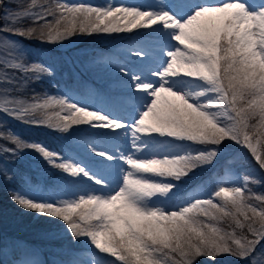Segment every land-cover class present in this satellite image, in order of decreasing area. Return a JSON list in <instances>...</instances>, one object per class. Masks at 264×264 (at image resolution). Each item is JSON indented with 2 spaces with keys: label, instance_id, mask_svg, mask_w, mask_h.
<instances>
[{
  "label": "snow or ice",
  "instance_id": "1",
  "mask_svg": "<svg viewBox=\"0 0 264 264\" xmlns=\"http://www.w3.org/2000/svg\"><path fill=\"white\" fill-rule=\"evenodd\" d=\"M169 4L187 18H177L178 13L171 14L163 7L157 11H145L138 7L105 9L84 4H57L55 10L44 9L35 15L37 24L47 16L55 18L54 23L43 24L38 35L36 29L24 31L15 27L25 13L6 11L3 16L5 24L0 31L36 36L48 43L67 39L77 31L114 33L147 28L155 32L154 26L157 25L170 30L171 39L178 43L166 51L168 59L164 67L151 72V76L157 78L155 81L142 79L124 63L113 62L119 75L114 78L113 89L102 102L114 108H128L132 104L130 96H135L144 110L130 122L112 118L100 108L89 110L66 96L47 94L43 98L37 96L35 99L39 102L36 103L9 101L11 106L2 109L21 122L35 126L46 124L63 133L70 129L81 131L74 127L79 125L107 129L113 133L122 129V135L131 136V151L127 154L118 151L113 156L107 151H96V142L82 134L70 142L73 148L81 149L85 155L92 151L96 156L106 160L119 159L127 165L120 170L114 184L105 185L103 176L94 179L95 173L89 175V170L71 158L35 142L24 141L15 133L10 135L15 148H0V183H10L16 175L15 172L9 174L11 170L2 157L17 158L23 150L31 149L69 177L82 175L95 184L104 185L108 189L107 194H97L72 180L61 178L59 192L71 199H32L12 191L11 187L8 191L10 199L18 206L67 222L73 237L89 238L99 252L109 253L121 264H195L197 257L214 260L220 254L248 258L251 264H264V252H257L259 242L264 240V195L254 198L257 205L249 203L253 198L246 195L250 191L245 187L249 180L247 176L241 185L220 187L215 191V197L222 198L220 205L213 203L212 198H198L194 203L187 201L188 206L172 205L176 210L165 211L160 207L149 208L145 203L146 198L168 193L173 187L153 177L180 179L193 168L211 163L217 151L216 147H206L195 154L138 157L136 154L144 145L137 141L142 137L158 135L205 146H219L225 140H231L250 149L259 167L264 169V150H258L252 142L256 139L260 143V136L264 133L251 134L248 129H255L256 125L247 123L257 114L264 121V0L254 7L243 0H169ZM147 7L151 8L150 5ZM121 15L126 24L114 23ZM6 42L15 46V42ZM157 44L155 38L145 41L135 45L131 54L147 57ZM2 62L6 68L23 74L25 79L20 86L26 85L28 80L40 79L41 74H52L51 68L41 63L25 65L15 59ZM169 78H176L173 81L175 90L168 84ZM186 78L203 81L206 87L194 94L185 93L181 90L182 83L192 82ZM0 83L16 85L18 81L14 75L4 73L0 75ZM189 95L205 97V102L190 103ZM238 101L246 103L241 106ZM57 107L59 112L47 111ZM220 108L226 114H235L229 116V122L221 123L217 119L219 112L213 109ZM38 110L43 111V119L32 115ZM83 206H87V212L78 213L76 210ZM201 215L210 220L230 216L236 228L246 227L252 238L222 232L204 224L197 219ZM74 216H79L80 223Z\"/></svg>",
  "mask_w": 264,
  "mask_h": 264
},
{
  "label": "rangeland",
  "instance_id": "2",
  "mask_svg": "<svg viewBox=\"0 0 264 264\" xmlns=\"http://www.w3.org/2000/svg\"><path fill=\"white\" fill-rule=\"evenodd\" d=\"M103 2H106L105 0H102ZM150 3L148 5L146 4H129V3H121L119 0H111L110 3L107 2V4L99 5L98 8H115V7H138L139 10H145V11H157L159 10L160 7H163L164 10L169 11L171 14H177V18H183L186 19V15L183 13L179 12L178 9H174L170 4L169 0H149ZM1 2H5L4 5V14L6 11L10 10H16L14 4H12L11 0H0ZM243 2L248 4V0H243ZM64 3V2H63ZM258 2L251 3L255 6V4ZM59 4H62L59 1ZM65 4V3H64ZM79 4H84V5H89L91 7H97L96 3H77L75 5ZM151 4V5H150ZM69 5V4H67ZM151 6V8H148L147 6ZM72 6V5H69ZM59 16V13L57 12V17ZM49 22L48 23H54L55 18L52 16H48ZM4 20V19H3ZM5 22V21H4ZM79 24V21H77ZM116 24L124 25L126 24V21L123 17V15L120 16L119 20L114 21ZM63 25V22H62ZM130 28V25H129ZM154 29L156 30L155 32L153 29H147V28H135V29H130L128 31H121V32H114V33H80V32H75L73 36L68 37L67 39L60 40V41H55L52 43L44 42L38 39L39 42H42L40 44V48L47 47L48 50H51L52 53L50 55H53V57L58 58V55H63L65 57L66 63L65 66L68 67L70 64L72 65L73 69H76L77 71L81 72V70L85 71L88 75L90 76H96L97 78H100L106 82H109L110 85L114 84V78L119 75L117 69L115 68V64L113 62L115 61H110V60H105L103 59H98V54H96L99 50L100 47H105V45H108V43H116V42H121L123 40H126L128 36H135V35H143L144 39H137L136 42L141 44L145 41L152 40L155 38L158 41L157 46H155L151 54L147 57L141 58V57H136L131 54V49L134 48L136 44H131L128 43L127 41H124L122 44H120L118 47H115L119 54L124 58L123 60L125 61V64L127 66L129 65H137L139 67L138 70L141 72H145L146 77L143 75H140L142 79H151L155 81L157 78L151 76L152 71H159L161 68L164 67L168 57L166 56V51L171 48L172 45L177 44L178 42H175L174 40L171 39L170 35V30L163 29L162 25H157L154 26ZM3 33L5 31H2ZM1 32V33H2ZM146 38V39H145ZM6 41H12L15 42V46L9 45ZM95 51L96 53L93 54L92 51ZM11 54V55H10ZM39 52L35 51L33 49H30L28 47H25L23 44L20 42L18 43V39L13 38L9 35V33H5L4 35H0V75L4 73L10 74V71L13 69H8L4 66L2 61L8 60V59H15L18 60L19 62L22 63V60L26 58V60L30 57L34 58L38 56ZM56 54V55H55ZM50 58V56L48 57ZM104 61H106L104 63ZM48 62L49 59H48ZM103 62V66H101L100 63ZM116 62H120L119 60H116ZM34 63H36L34 61ZM61 64H64L63 61H60L55 65L59 72V67ZM26 65V64H25ZM75 72L74 70H72ZM138 75L140 73L136 72ZM11 75V74H10ZM31 75V74H29ZM46 75V77H51L53 80L59 79V75L52 73L51 75L48 74H41L40 79L38 81H41L42 78ZM176 78H169L168 84L173 87L175 90L176 85L173 82ZM189 80H192V82H184L182 83L181 90L185 93L189 94H194L197 91L202 90V88L206 87L204 85L203 81L196 80L193 78H186ZM199 85V87H197ZM11 85L6 84V83H0V106H11L8 104L9 101H14L12 99L11 95H8L7 90L10 88ZM184 86V87H183ZM40 88H43L42 86H39ZM132 92L135 91V89L131 90ZM34 93V97H41L43 98L45 94H47L44 91L36 89ZM48 95V94H47ZM206 95H214V94H206ZM53 96V95H49ZM56 97V96H53ZM95 98V97H92ZM188 100L190 103H203L205 102V97H195L193 98L192 95H189ZM148 101H150V97L147 98ZM250 99V98H249ZM131 100L135 101L137 100L135 96H131ZM88 101V100H87ZM39 102L36 99L29 102L30 103H36ZM246 102L245 101H238V104L243 106ZM89 105H94L93 101L89 102ZM88 107V106H86ZM94 107H89V110H92ZM95 109V108H94ZM135 110V111H132ZM143 105L142 103H132L130 107L124 108L120 107L119 111L122 114H127L129 115L130 121L138 118L139 112L143 111ZM214 111H218L219 114L217 115V119L221 121V123L224 122H229V116H234V113H225L223 108L220 109H213ZM48 112H59L60 109L54 108L53 110L49 109L47 110ZM131 112H135L132 114ZM36 115H39L38 119H43L44 118V113L43 111H36ZM64 113H61L63 115ZM4 118L0 120L1 128L5 125L7 129L9 130L10 128L14 131H20V133L27 134L28 132L34 133V132H39V131H47L55 135H62L64 138L69 140L70 142L77 137L79 132H73L71 129L69 130L68 133H63L60 132L56 128H50L46 124L40 125V126H35V125H30L29 128H23L20 127L18 119H15L16 121H13L10 115L4 114ZM112 118H118L116 115H112ZM120 119V118H119ZM127 121V119H124ZM129 121V122H130ZM249 125H256V128H249L248 131L253 134H261L264 133V121H261L260 116L257 114L254 119H249L247 121ZM87 125H79V126H74V127H79L80 130L83 128H86ZM89 127V126H88ZM17 128V130H16ZM93 130H98V131H103L106 133H110L111 139L115 140L112 143L111 148H105L102 147L101 150L96 149V151H107L109 154L116 156L119 153L127 154L128 152L131 151V136H126L122 135L121 133L123 130H116L115 133L111 132L110 130L107 129H95L92 128ZM36 135V133L34 134ZM138 135H143V134H138ZM155 135V134H154ZM18 136V135H17ZM85 137V136H84ZM158 139L162 142L161 145L164 147L158 151H153L152 153H145L144 150H141L138 157H148V158H161L166 154L165 156H172L171 153H173L175 150H183L185 153L182 155H187L189 153L195 154L196 151H201L205 150V145L195 144L190 141H174L173 138L169 137H160L158 136ZM9 140L12 142L10 139V136H8ZM149 138V137H147ZM156 136H153L149 139H154ZM23 139V137L21 138ZM25 140V139H23ZM27 140V139H26ZM260 143H257L256 139H253L252 142L253 144L257 147L258 150H264V135L260 136ZM30 142H33L31 140H28ZM118 142V144L116 143ZM182 142V143H180ZM14 143V142H12ZM138 144H140V141H137ZM70 146H72L70 144ZM216 147V146H215ZM3 148H8L12 149L15 148V144L10 147V146H5ZM189 149H193L194 151H189ZM228 152L234 153L233 156L235 159L238 160V171L231 163L230 165H226L224 168V172L222 176H220L217 180V184H215L211 177L208 179L209 182L207 181L206 178H204V173L207 170V172L212 171V167L216 165H211V163H206V164H201L196 167L197 169H200V175L199 173L197 175L194 174L193 169L188 172V174L184 177H181L180 179H173L171 177H153V179L159 180L161 183L165 184H170L173 187L168 193L164 194H156L152 197L146 198L145 203L147 207L149 208H155V207H160L164 209L165 211H171V210H176L172 208V205H180L183 204V206H188V202L194 203L197 197H209L206 196V192H212V187L209 190L210 184L211 186H219V187H231V186H238L244 183L243 178L247 176L249 178L248 183L245 185L246 188L250 189V191L246 192V195L252 197L253 199L249 201V203L253 205H257L258 201H256L254 198L258 195H264V169H261L259 167L258 162L255 160V158L251 154V150L248 149L247 147L243 146L242 144H236L234 141L231 140H225L222 142L221 145L216 147L217 151V156L224 150ZM81 154L85 155L84 152L81 149H78ZM175 151V152H176ZM166 152V153H165ZM230 153V155H231ZM228 154V153H227ZM87 158H89L93 164L98 165L101 169L105 170L107 173L108 179L107 181H104L105 185H111L114 184L119 176V172L122 168H127L128 166L125 165L122 161L119 159L115 160H106L102 156H96L95 152L89 151L87 155H85ZM216 156V157H217ZM29 159H32L34 161H44V159L34 150L31 149H25L23 152L19 155V157L14 158L15 163L23 164L24 169L23 171L26 174L34 176V171L35 167L34 165L36 162L30 163ZM74 163L80 164L81 167H84L86 170H89V175H92L95 173V178H97L96 171L91 169L88 164L83 162L82 160L77 162L76 160H73ZM229 162V160H228ZM88 163V162H87ZM123 164L120 169H118V174L116 173V167L119 168L120 164ZM28 164V165H25ZM101 165H104V167H101ZM53 167V166H52ZM115 168V169H114ZM53 169H57L53 167ZM59 170V169H57ZM216 171V168L213 170ZM62 171H58V176H60ZM242 172V173H241ZM239 173V174H238ZM10 174V173H9ZM50 174V173H49ZM195 175V181H198L199 183H196L192 191H190L193 195H188L189 200L187 201H182V200H172V196L176 197L177 194L180 193L181 189L180 187L191 180L189 179L192 175ZM64 176L60 177L59 179H54V182L57 181L56 184L61 183V178H66L67 179H79L84 182V184H87L88 186L91 184H95L94 181H91L88 179V177L85 176H78L75 178L69 177L68 174H63ZM151 175V174H147ZM199 175V176H198ZM245 175V176H244ZM37 180L41 181L42 183H52V178H45L43 174L40 173L38 174V177L34 176ZM104 186V185H103ZM180 186V187H179ZM179 187V188H178ZM89 190L95 191L97 194H107L108 189H96L92 188ZM0 192H2V189L0 188ZM114 194V193H113ZM176 194V195H175ZM29 198H32L31 196H28ZM211 197V196H210ZM33 199V198H32ZM71 199V198H70ZM222 198L215 197L213 199V203H216L217 205H220L222 203ZM78 213L84 214L87 212V206H83L81 209L76 210ZM74 219L77 220L78 223L79 221V216H74ZM198 220L203 221L204 224L212 225L216 228H219L222 232H232L235 233L237 236L245 235L247 238L251 239V235L247 232V228L245 227L244 229H239L236 228L235 224L233 223V220L230 216H223L217 220H210L207 216H198ZM65 221H62L59 218L56 217H51L48 216L47 214H39L36 213L32 210H25L22 207L18 206L15 204L10 197L7 195L0 196V240L4 239H11L12 237L16 238H25L30 241H32L34 244V247H39L44 255L46 257H49V250L53 251L57 249L59 246L63 247H71L72 250L76 251H83L87 250L90 248H94V250H97L99 254L98 249L95 248V246L91 243L90 239L87 237H73L71 234V230H69L66 226ZM258 226V225H257ZM75 252V251H73ZM260 252V251H257ZM66 253V252H65ZM109 255L112 259H109L106 263L96 261L92 263H84L81 262V264H111L116 258L109 253H104ZM78 259H84L87 258V254L84 255V253H76L74 254ZM172 256H176L175 253L171 254ZM64 256V255H63ZM88 257L90 258L91 255L89 254ZM101 258H103L101 256ZM65 262L67 260L66 257H64ZM114 259V260H113ZM178 259V257H177ZM53 260V258H52ZM236 261H239L238 264H251V260L248 258H240L236 257L230 254H220L217 256L214 260L209 259L207 257H197L195 259V264H233ZM76 262V261H75ZM121 262L117 260L115 264H120ZM57 264H60L59 262ZM63 264V263H62ZM65 264V263H64Z\"/></svg>",
  "mask_w": 264,
  "mask_h": 264
},
{
  "label": "trees",
  "instance_id": "3",
  "mask_svg": "<svg viewBox=\"0 0 264 264\" xmlns=\"http://www.w3.org/2000/svg\"><path fill=\"white\" fill-rule=\"evenodd\" d=\"M46 21H47V20H46ZM46 21H44L43 24H45ZM43 24H42V27H43ZM40 29H41V27H40ZM40 29H39V30H40ZM39 30L36 32V35L39 34ZM35 39L38 41V38H36V36H35ZM2 141H3V140L0 138V143L5 145V142H2Z\"/></svg>",
  "mask_w": 264,
  "mask_h": 264
}]
</instances>
